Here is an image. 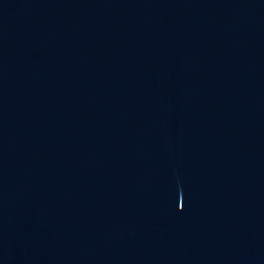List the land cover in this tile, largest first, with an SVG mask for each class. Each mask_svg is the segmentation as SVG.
I'll return each instance as SVG.
<instances>
[{
    "label": "water",
    "instance_id": "95a60500",
    "mask_svg": "<svg viewBox=\"0 0 264 264\" xmlns=\"http://www.w3.org/2000/svg\"><path fill=\"white\" fill-rule=\"evenodd\" d=\"M0 264H264V0H0Z\"/></svg>",
    "mask_w": 264,
    "mask_h": 264
}]
</instances>
